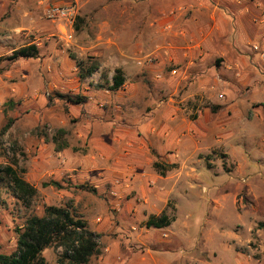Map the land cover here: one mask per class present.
I'll list each match as a JSON object with an SVG mask.
<instances>
[{"label": "crops", "instance_id": "1", "mask_svg": "<svg viewBox=\"0 0 264 264\" xmlns=\"http://www.w3.org/2000/svg\"><path fill=\"white\" fill-rule=\"evenodd\" d=\"M130 1L104 7L106 32L97 38L100 43H90L98 70L83 80L76 76L72 84L73 93L82 100L85 124L70 134L63 129L68 148L60 152L47 147L42 138L25 151L27 165L39 180L50 177L63 186L61 190L68 183L88 186L113 211L138 213L144 220L145 214H176V201L186 193L178 185L185 177L192 180L201 146L209 142L206 149L211 150L229 138L226 128L245 112L249 114L256 102L249 96L264 84V63L260 62L264 0H168L151 2L148 8L142 0ZM47 3L63 2L39 0L35 6ZM14 5L13 0H0V7L11 14L20 11ZM29 13L22 12L26 17ZM41 67V73L43 67L44 74L57 73L58 82L51 85L65 91L68 80L63 72L44 60ZM115 69L122 72L124 84L109 92L104 86L111 83ZM102 70L108 71L105 79ZM242 98H248L246 104L240 102ZM154 163L167 169L164 176L154 170ZM24 180L37 190L36 182ZM131 217L127 225L121 220V227L101 223L99 218L95 224H86L97 233L127 230L129 245L139 243L141 249L133 264H147L146 254L155 250L149 234L152 229L145 223V229H135ZM169 217L174 218L169 227L153 231L172 235L177 217ZM169 236L163 240L157 236V243L171 245ZM119 246L117 241L108 243L103 264H125L114 253Z\"/></svg>", "mask_w": 264, "mask_h": 264}, {"label": "rangeland", "instance_id": "2", "mask_svg": "<svg viewBox=\"0 0 264 264\" xmlns=\"http://www.w3.org/2000/svg\"><path fill=\"white\" fill-rule=\"evenodd\" d=\"M13 1L20 6L18 13L11 14L10 10L0 7V130L12 121L9 130L0 136V165H8L15 158L18 173L38 186L37 195L26 206L13 196L7 182L0 185V252L11 254L15 251L17 230L30 215L41 216L45 206L66 208L84 222H94L92 224L99 218L101 223L109 221L111 226L119 223L121 227V220L125 219L127 225L132 216L134 228L145 229L146 214L143 220L138 213L124 215L116 208L113 211L105 200L86 189L74 185L65 186V190L42 188L41 183L49 181L50 177L40 180L35 177V171L27 165L29 154L25 151L40 138L51 148V138L58 130L66 129L70 134L71 130L85 124L82 104L72 106L67 101L68 97L77 98L72 85L77 76L75 61L94 58L90 43L93 46L100 43L97 38H103L106 32L103 19L108 14H105L104 7L131 1L41 0L63 3H47L37 8L35 4L39 0ZM164 1L168 0L141 2L148 8L151 2ZM70 4L76 7V17L71 24L46 19L48 7ZM23 11H30L29 16L23 15ZM110 15L117 14L111 12ZM76 18L81 22L78 32L74 30ZM115 26L118 31V24ZM16 28L20 33H13ZM68 36H71L70 40ZM28 44H36L39 48L37 59L17 61L19 63L4 60L12 51ZM42 60L56 66L57 72H63L64 79L68 80L65 91L51 85L58 82L57 73L56 76L54 72L44 74L46 67H43V73L40 72ZM260 62L264 63V56L260 57ZM107 73L102 70L101 75L107 78ZM249 98L256 102L249 114L245 112L244 117L229 124L226 128L231 132L229 138L211 150L206 149L209 142L202 145L201 155L195 158L192 166V180L186 177L180 180L178 187L185 189L186 193L176 201V214L170 212L169 215L177 217L173 234L169 236L165 232L168 230H164V234L153 229L149 231L155 250L146 254L149 256L147 264H264V231H255L257 223L264 222V84L257 86ZM246 99L242 98L240 102L246 104ZM41 134L47 136L46 141ZM46 153L52 155V151ZM93 227L91 225L88 229L100 235L101 253L91 258L89 264H103L105 249L112 241L119 242L120 249L114 253L125 264H133L141 255L139 243L129 245L125 239L127 230L97 233ZM157 236L161 240L169 236L171 245H159ZM62 252L61 248L50 247L42 255L47 264H67Z\"/></svg>", "mask_w": 264, "mask_h": 264}, {"label": "trees", "instance_id": "3", "mask_svg": "<svg viewBox=\"0 0 264 264\" xmlns=\"http://www.w3.org/2000/svg\"><path fill=\"white\" fill-rule=\"evenodd\" d=\"M80 19L76 18L74 30H80ZM39 57V48L35 44H28L12 51L11 55L4 60L10 63L19 60H33ZM2 58H0V62ZM77 77L79 80L89 78L99 67V62L95 58H86L83 61H75ZM105 79V77H104ZM124 84L122 72L119 69L114 70L111 83L106 86L109 92L118 91ZM69 103L81 104V98H67ZM12 125L8 121L0 130V136L5 134ZM66 132L62 129L56 132L51 138L55 152H60L68 148L67 141L63 139ZM46 141L47 136L41 134ZM15 147V146H14ZM14 152V151H13ZM22 155V154H21ZM18 161L13 158L8 165H0V185L7 182L13 196L24 205H30L37 190L24 180L16 170ZM154 170L164 176L167 169L158 163L153 164ZM172 166H169L171 169ZM68 185H70L68 183ZM42 188L52 187L57 190L63 189V186L54 180H49L41 184ZM78 189L88 190L94 193V190L86 186H75ZM174 221L173 217L162 214L158 217L149 216L145 222L147 229H165ZM255 231H264V222L257 223ZM100 235L88 230L86 222L72 214L66 208H55L45 206L41 216L30 215L24 221L22 227L16 232L15 251L11 254L0 252V264H47L42 253L50 247L62 249V258L67 264H89L91 258L100 255L99 247Z\"/></svg>", "mask_w": 264, "mask_h": 264}, {"label": "built area", "instance_id": "4", "mask_svg": "<svg viewBox=\"0 0 264 264\" xmlns=\"http://www.w3.org/2000/svg\"><path fill=\"white\" fill-rule=\"evenodd\" d=\"M45 17L52 22L59 20L71 24L76 17V7L73 4L64 6L52 5L46 9ZM67 39L70 40L71 36H68ZM253 50H257V47H253ZM263 56L264 54L261 55V57Z\"/></svg>", "mask_w": 264, "mask_h": 264}]
</instances>
